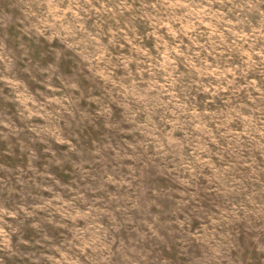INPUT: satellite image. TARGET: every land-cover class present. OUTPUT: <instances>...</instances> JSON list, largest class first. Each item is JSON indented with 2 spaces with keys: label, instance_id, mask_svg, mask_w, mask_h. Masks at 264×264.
<instances>
[{
  "label": "rangeland",
  "instance_id": "obj_1",
  "mask_svg": "<svg viewBox=\"0 0 264 264\" xmlns=\"http://www.w3.org/2000/svg\"><path fill=\"white\" fill-rule=\"evenodd\" d=\"M127 5H65L84 23L63 47L28 40L0 78V216L31 264H206L193 247L264 220V19L242 0ZM33 11L0 0V34L27 40Z\"/></svg>",
  "mask_w": 264,
  "mask_h": 264
},
{
  "label": "clouds",
  "instance_id": "obj_2",
  "mask_svg": "<svg viewBox=\"0 0 264 264\" xmlns=\"http://www.w3.org/2000/svg\"><path fill=\"white\" fill-rule=\"evenodd\" d=\"M141 2L145 7L140 11H146L147 7L150 6L159 15L167 6L182 5L184 0H154V2L153 0H141ZM211 2L212 0H209V3ZM29 3L34 9L32 15L35 21L31 36L27 40H12L11 38L6 40L0 34V78L3 77L4 68L11 64L12 60L19 61L21 56L26 55L29 47L28 40L34 41L32 47L44 52L54 48H62L63 45L54 37L61 33L69 22L73 27L84 23L83 18L70 17L68 20H63L62 16L65 5H67L68 10L73 7L79 8L81 0H29ZM83 3L90 4L91 0H83ZM121 3L128 6L127 0H121ZM242 3L249 13H258L261 19H264V12L260 10L261 6H264V0H242ZM157 5H160V8H157ZM58 21L63 22L58 23ZM162 24V20L158 21L154 30H158ZM49 33L53 39L48 38ZM168 50L171 51V48L169 47ZM29 68H31L30 64L17 63L15 65L17 72ZM115 118L118 119V115ZM2 211L0 209V212ZM238 231L239 235L234 237L229 245L209 243L199 248L193 247L188 259L200 253L202 258H206V264H264V220H260L257 224L245 223ZM35 258L37 255L31 242L20 236L14 238L12 231L5 230L2 216H0V264H31ZM64 259L70 260L71 257L65 256Z\"/></svg>",
  "mask_w": 264,
  "mask_h": 264
}]
</instances>
